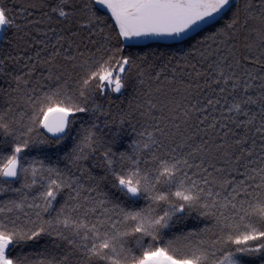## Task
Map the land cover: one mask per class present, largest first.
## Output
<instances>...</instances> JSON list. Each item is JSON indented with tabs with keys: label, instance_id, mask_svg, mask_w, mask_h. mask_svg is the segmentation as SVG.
<instances>
[{
	"label": "snow or ice",
	"instance_id": "obj_1",
	"mask_svg": "<svg viewBox=\"0 0 264 264\" xmlns=\"http://www.w3.org/2000/svg\"><path fill=\"white\" fill-rule=\"evenodd\" d=\"M0 264H264V0H0Z\"/></svg>",
	"mask_w": 264,
	"mask_h": 264
},
{
	"label": "trees",
	"instance_id": "obj_2",
	"mask_svg": "<svg viewBox=\"0 0 264 264\" xmlns=\"http://www.w3.org/2000/svg\"><path fill=\"white\" fill-rule=\"evenodd\" d=\"M153 46H155V45H153Z\"/></svg>",
	"mask_w": 264,
	"mask_h": 264
}]
</instances>
